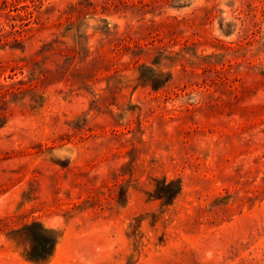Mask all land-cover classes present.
<instances>
[{
  "label": "rangeland",
  "instance_id": "obj_1",
  "mask_svg": "<svg viewBox=\"0 0 264 264\" xmlns=\"http://www.w3.org/2000/svg\"><path fill=\"white\" fill-rule=\"evenodd\" d=\"M0 264H264V0H0Z\"/></svg>",
  "mask_w": 264,
  "mask_h": 264
},
{
  "label": "trees",
  "instance_id": "obj_2",
  "mask_svg": "<svg viewBox=\"0 0 264 264\" xmlns=\"http://www.w3.org/2000/svg\"><path fill=\"white\" fill-rule=\"evenodd\" d=\"M174 185H169V183L163 182V186L161 187V189L168 198L171 195L170 191L175 187ZM26 228L28 232L30 231V257L35 260H44L49 257L53 253L56 245V235L53 236L49 229L45 228L43 225L37 222L28 225Z\"/></svg>",
  "mask_w": 264,
  "mask_h": 264
}]
</instances>
